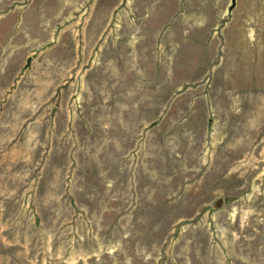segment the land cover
Segmentation results:
<instances>
[{"label": "rangeland", "instance_id": "374dc122", "mask_svg": "<svg viewBox=\"0 0 264 264\" xmlns=\"http://www.w3.org/2000/svg\"><path fill=\"white\" fill-rule=\"evenodd\" d=\"M0 264H264V0H0Z\"/></svg>", "mask_w": 264, "mask_h": 264}, {"label": "water", "instance_id": "95a60500", "mask_svg": "<svg viewBox=\"0 0 264 264\" xmlns=\"http://www.w3.org/2000/svg\"><path fill=\"white\" fill-rule=\"evenodd\" d=\"M220 205V202L219 201H217L216 203H215V207H218Z\"/></svg>", "mask_w": 264, "mask_h": 264}]
</instances>
